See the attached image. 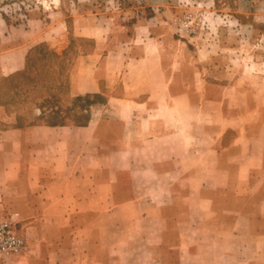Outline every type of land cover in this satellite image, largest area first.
<instances>
[{
	"label": "rangeland",
	"instance_id": "rangeland-1",
	"mask_svg": "<svg viewBox=\"0 0 264 264\" xmlns=\"http://www.w3.org/2000/svg\"><path fill=\"white\" fill-rule=\"evenodd\" d=\"M6 31L27 48L21 68L0 78V105L23 123H86L106 104L110 83L79 96L70 85L78 73L91 77L94 62L109 54L114 80L147 54L168 92L182 94L176 108L120 116L119 133L162 170L119 165L120 185L134 186L132 194L120 190V199L137 205L122 208L126 220L97 229L54 223L70 227L51 235L75 251L56 254L53 264H264V0H0V39ZM112 103L103 117L116 119L111 110L119 104L122 113L132 109ZM142 117L164 127L143 130ZM157 133L167 138L144 143ZM148 212L155 221L141 219ZM11 218L25 247L0 254V263L29 254L38 238L17 207H0V223Z\"/></svg>",
	"mask_w": 264,
	"mask_h": 264
},
{
	"label": "crops",
	"instance_id": "crops-1",
	"mask_svg": "<svg viewBox=\"0 0 264 264\" xmlns=\"http://www.w3.org/2000/svg\"><path fill=\"white\" fill-rule=\"evenodd\" d=\"M26 48L6 31L0 39V78L21 68ZM90 57L85 59L90 61ZM112 68V54H109L94 62L91 77L87 73L74 75L70 85L72 96L101 93L107 83L111 88L106 104L93 109L92 116L82 125H53L38 120L23 123L18 113H8L0 105V207H17L22 219L27 221V230L38 237L31 243L29 254L0 264H42L39 260L42 254L49 257L47 264H53L56 254L74 252V247L66 245L67 238L58 245L56 236L51 235L52 230L67 233L70 227L64 224L56 227L54 223H80L78 229L93 223L97 229L105 221L126 220L122 208L137 205V200L120 199V190H131L132 194L134 186L120 185L118 178L124 168L120 170L119 165H126L127 172L132 173L162 170L160 162L150 165L145 162L150 157L145 148L141 155L136 154L130 137L125 138L116 127L123 126L119 122L122 114L129 121L136 117L132 110L137 108L146 109L148 114L176 108L182 94L168 92L155 56L148 58L145 54L132 63H125L115 80L109 75ZM142 68L146 70L143 74L139 73ZM143 77L147 81H142ZM115 101L132 109L122 113L119 104L111 110L116 119L103 117V112L110 111L109 106ZM38 114L34 113L35 119ZM139 124L148 132L164 127L162 121L144 117ZM165 138V134L157 133L153 138H145L144 143L150 145ZM108 145L104 152V146ZM136 158H143V165L135 163ZM104 206H111L106 215ZM141 219L150 222L156 216L148 212ZM44 229L48 234L46 239L42 238ZM152 249L148 247L149 251Z\"/></svg>",
	"mask_w": 264,
	"mask_h": 264
},
{
	"label": "built area",
	"instance_id": "built-area-1",
	"mask_svg": "<svg viewBox=\"0 0 264 264\" xmlns=\"http://www.w3.org/2000/svg\"><path fill=\"white\" fill-rule=\"evenodd\" d=\"M15 219L0 223V254L17 255L25 247L23 239L15 232Z\"/></svg>",
	"mask_w": 264,
	"mask_h": 264
}]
</instances>
